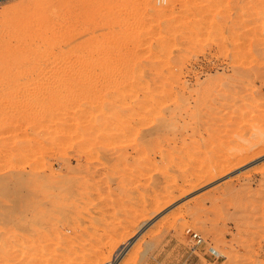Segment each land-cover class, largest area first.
Listing matches in <instances>:
<instances>
[{"label":"rangeland","instance_id":"1","mask_svg":"<svg viewBox=\"0 0 264 264\" xmlns=\"http://www.w3.org/2000/svg\"><path fill=\"white\" fill-rule=\"evenodd\" d=\"M0 224V264H264V0H0Z\"/></svg>","mask_w":264,"mask_h":264},{"label":"built area","instance_id":"2","mask_svg":"<svg viewBox=\"0 0 264 264\" xmlns=\"http://www.w3.org/2000/svg\"><path fill=\"white\" fill-rule=\"evenodd\" d=\"M187 235L190 237V240H191V243H192V246L193 247H199V246H202L204 244V239L202 238V236L197 233V232H194V231H190L189 229L186 231ZM213 251V255H217L215 257H219V253L212 249Z\"/></svg>","mask_w":264,"mask_h":264},{"label":"bare ground","instance_id":"3","mask_svg":"<svg viewBox=\"0 0 264 264\" xmlns=\"http://www.w3.org/2000/svg\"><path fill=\"white\" fill-rule=\"evenodd\" d=\"M9 220V219H8ZM16 222V221H15ZM12 223V222H11ZM1 225V224H0ZM11 228V227H10ZM4 229V228H3ZM5 231V230H4ZM8 231V230H7ZM12 231H14V230H12ZM5 234H6V232H5ZM17 234V233H16ZM23 234V233H22ZM12 235V234H11ZM7 236V235H6ZM16 236V235H15ZM25 236V235H24ZM5 237V236H4ZM13 238V237H12ZM4 241H5V239H4ZM27 241V240H26ZM6 243V242H5ZM24 243V242H23ZM27 243V242H26ZM13 244V243H12ZM26 246V245H25ZM15 247V246H14ZM124 248H125V246H124ZM9 250V249H8ZM122 250V247L121 248H119V250L117 251V253H119L120 251ZM114 260V258L108 263V264H113V261Z\"/></svg>","mask_w":264,"mask_h":264}]
</instances>
